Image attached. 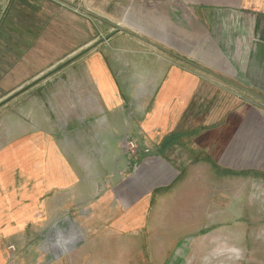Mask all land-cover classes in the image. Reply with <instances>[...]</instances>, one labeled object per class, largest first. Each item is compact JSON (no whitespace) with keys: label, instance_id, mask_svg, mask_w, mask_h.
Returning a JSON list of instances; mask_svg holds the SVG:
<instances>
[{"label":"crops","instance_id":"obj_1","mask_svg":"<svg viewBox=\"0 0 264 264\" xmlns=\"http://www.w3.org/2000/svg\"><path fill=\"white\" fill-rule=\"evenodd\" d=\"M242 88L264 98V0H0V228L67 154L121 200L191 163L264 173V100ZM126 133L153 152L132 170Z\"/></svg>","mask_w":264,"mask_h":264},{"label":"rangeland","instance_id":"obj_2","mask_svg":"<svg viewBox=\"0 0 264 264\" xmlns=\"http://www.w3.org/2000/svg\"><path fill=\"white\" fill-rule=\"evenodd\" d=\"M140 142L119 140L131 170ZM60 165L44 178L33 217L0 228V264H264V173L191 163L149 200L140 191L121 200L105 196L100 165L91 180L77 154Z\"/></svg>","mask_w":264,"mask_h":264},{"label":"water","instance_id":"obj_3","mask_svg":"<svg viewBox=\"0 0 264 264\" xmlns=\"http://www.w3.org/2000/svg\"><path fill=\"white\" fill-rule=\"evenodd\" d=\"M81 10L84 11L86 14H91V12H89V11L83 9V8H81ZM117 28H119L120 30H123V28L120 27V26H117ZM242 89L245 90L246 92H248V93H250V94H252V95H254V96H256V97H258V98H260V99H262V100H264V98H263L262 96H260V95H258V94H256V93H254V92H252V91H250V90H248V89H245V88H242ZM152 153H153V152L148 151V152H145V153L140 154V156H139V158H138V160H137V164H139L140 161H141L143 158H145L146 156L151 155Z\"/></svg>","mask_w":264,"mask_h":264},{"label":"built area","instance_id":"obj_4","mask_svg":"<svg viewBox=\"0 0 264 264\" xmlns=\"http://www.w3.org/2000/svg\"><path fill=\"white\" fill-rule=\"evenodd\" d=\"M130 146H131L132 148H134V144H133V142H130ZM148 151H149V150L146 148V149H145V152H148ZM145 152H144V153H145Z\"/></svg>","mask_w":264,"mask_h":264}]
</instances>
